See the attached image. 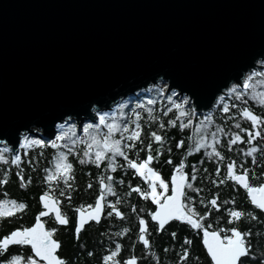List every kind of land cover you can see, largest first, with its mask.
<instances>
[{"label":"water","instance_id":"water-1","mask_svg":"<svg viewBox=\"0 0 264 264\" xmlns=\"http://www.w3.org/2000/svg\"><path fill=\"white\" fill-rule=\"evenodd\" d=\"M261 61L264 0H0V146L159 83L207 115Z\"/></svg>","mask_w":264,"mask_h":264},{"label":"snow or ice","instance_id":"snow-or-ice-1","mask_svg":"<svg viewBox=\"0 0 264 264\" xmlns=\"http://www.w3.org/2000/svg\"><path fill=\"white\" fill-rule=\"evenodd\" d=\"M260 63L264 65V61ZM257 76L260 78L254 80ZM243 89L244 92L238 90V85H233L227 89V93H235L237 101L247 95L252 104L258 105L261 111L257 114L249 100H243L238 115L246 122V126L235 123L236 131H225L219 125L212 130L210 120L194 124L190 118L194 111L185 107L191 105L188 96H184L182 102L172 105L175 115L180 118L178 128H193L194 136L187 137L188 146L175 164L171 148L167 149L168 155L164 160L170 166L167 178L153 167V164L160 161L167 136L157 131H149L145 142L141 136L139 111L133 112L134 119L130 122L118 121L115 117L109 119L107 114L98 112L99 124L85 125L81 137L69 138L66 134H58L53 140L46 141L26 135L19 141L21 147H47L50 144L56 151L49 166L42 169L41 181L45 187L36 198L40 207L33 222L30 226L16 227L0 235V264H69L66 258L58 254L61 241L54 238L61 226L67 229L69 225V215L62 210V200L67 203L68 210L72 213L71 234L78 243L86 228L93 224L99 227L106 217L125 218V212L117 207L122 200L116 192V185L124 184L125 172L138 180L135 184L129 183L125 195L134 193L139 200L150 202L154 206V210L146 212L147 220L145 216L137 214L134 205L129 206L130 212L135 216L133 247L138 243L143 253L154 256L153 244L149 238L151 222V230L158 237L166 234L170 241L177 240V226L187 233L181 235L179 251H173V264H199V256L195 254L197 248L206 251L210 264H264V247L260 244L254 246L251 242V227L241 230L237 226L244 219L264 226V71L248 75L243 80ZM168 99L171 101L172 97L169 96ZM223 99L221 97L222 102ZM229 107L228 103H223L222 110L228 113ZM231 107L237 106L232 104ZM146 111L149 119H157L151 116V108ZM129 123L133 127L130 128ZM175 125L176 121L169 119L159 123L157 127L164 129L166 126ZM60 141L68 143L62 144ZM184 145L183 139L174 143L178 150ZM221 146L226 147L228 153L240 146L236 159L226 156ZM141 151L144 152L143 158L139 155ZM257 153L260 154V163L257 162ZM193 154L201 157L200 170L208 171L203 167L205 160L213 164V172L204 179L213 186H227L237 195L242 194L249 207H237L234 197L221 200L217 191L210 192L207 197L198 198L202 192L196 185L198 168L195 164L187 163V158ZM70 156L75 159L70 160ZM6 159L4 155H0V161ZM20 161V155L11 158L12 165H19ZM74 164L95 166L97 170L103 165V171L97 177V190L92 202L79 206L71 202L75 181ZM186 168L190 171H186ZM114 173H118L120 178ZM213 174L216 178H211ZM15 177L20 188L31 183V178L26 181L19 170L15 172ZM8 178L9 172L4 171L0 176V186L8 183ZM53 186L59 189V198L53 194ZM84 187L91 189L92 184L86 183ZM109 196L112 199H108ZM26 208L23 201L0 199V218L10 217L16 210L23 211ZM140 211L144 212L145 209L141 208ZM49 220L51 226L46 227ZM129 231L126 227L113 235L124 236ZM109 239L111 240V236ZM113 245L97 256V264H139V258L135 254L121 256L123 246L120 242L113 241ZM161 251L168 253L169 249L162 247ZM86 255L92 257L93 252L87 251ZM149 264H158V259H150Z\"/></svg>","mask_w":264,"mask_h":264},{"label":"trees","instance_id":"trees-1","mask_svg":"<svg viewBox=\"0 0 264 264\" xmlns=\"http://www.w3.org/2000/svg\"><path fill=\"white\" fill-rule=\"evenodd\" d=\"M261 71H264V65L254 72L259 73ZM259 78V76L254 77V80ZM238 90L242 92L245 91L244 89L240 88H238ZM169 96L172 97L171 101L168 99ZM223 98V102L220 99L215 108L208 115H200L194 113V115L190 117L193 120L194 124L210 120V128L212 130L215 129L216 125H219L225 131H236L234 127L235 123H240L241 126H246V122L243 121V119L238 115V109L243 105V100L248 99L249 104L257 114H259L261 111L258 105L252 104L250 98H248L247 95L242 97V100L240 101H237L235 99V93L231 95L227 94ZM126 101H130V103L126 105L122 121L130 122L132 119H134L133 112L139 111V123L141 124L142 129L141 136L142 138H144L145 142H147V132L149 131H157L158 133L167 136V141L163 146V154L160 157V161L158 164H153V167L160 171L162 176L167 178L170 171V166L164 163V160L168 155L167 149L171 148V156L173 159V164H175L178 158L183 155L188 146L187 137L189 135L194 136L193 128H186L184 130H180L178 128L180 118L175 115V109L172 107V105L174 103H180L182 102V100H180L178 95L175 93H168L166 92V90L153 88L147 92L142 93V95H140L136 102H133L131 99H128ZM149 101H151L152 103L149 104ZM223 103L229 104L230 107L228 113H225L222 110ZM232 104H235L237 107L232 108ZM185 107H190L192 109L191 106L185 105ZM149 108H151L152 110L151 116L157 119H149V114L146 111ZM169 119L175 120L176 125L166 126L164 129H160L157 127L159 123L165 122ZM184 122L186 123V120ZM96 123H98V120L95 123H85L82 127V130L85 125H92ZM72 127L74 128L73 132L65 133L64 130L67 131ZM129 127L131 128L133 127V125L129 123ZM58 130V134H66L69 138L78 137L80 134V131H78L75 123L59 125L57 127V131ZM178 139L185 140V145L182 146V148L179 150L174 147V143ZM60 143H68V141H60ZM78 147L82 148L83 146ZM155 147L156 145L154 144V148ZM239 147L240 146H236L235 150L231 153H228L226 147L223 146H221V150L226 156H231L232 159H236V153ZM244 147H246V145ZM3 149H5V147H0V155H4L7 159L5 161H0V176L3 175L4 171H8L9 178L8 183L0 186V199H16L18 202L23 201L24 203H26L27 208L23 211L16 210L14 215L10 217L0 218V235L16 227L31 225L34 215L40 207L36 198L39 193L44 190L45 187L41 181V177L43 176L42 169L49 166L51 158L56 151L55 149H52L50 147V144L47 147L33 146L31 148H23L20 146L19 151L16 155L21 156V161L19 165H12L11 158L15 154L8 148L7 151H3ZM154 154L155 152L153 151V155ZM139 155L141 158H143L144 152L141 151ZM259 157L260 154L257 153L258 163H260ZM69 159L74 160L75 158L70 156ZM200 160L201 157L199 154H193L192 156L187 158V163L189 165L195 164L198 168L196 185L202 189L200 197L198 198L207 197L210 192L217 191L220 194L221 200L234 197L237 201V207L247 209L249 205L243 199L242 194L237 195L235 192H232L231 189L227 186H213L207 179H204L205 176H208L213 172V164L205 160L203 163V167L208 169V171L204 172L203 170H200ZM29 161H31V163H29ZM226 162L227 160L224 161V163ZM18 170L21 172V175L25 177L26 181L29 177L31 178V183H26L24 188L19 187V182L15 177V172ZM100 171H103V165L101 166L100 170H97L95 166H83L74 164L75 181L73 183V191L71 193V202L73 205L79 206L80 204H87L92 202V197L97 190V177ZM186 171L190 170L186 168ZM86 173H91V175H86ZM114 175H117L118 179L120 178L118 173H114ZM211 178L216 177L213 174ZM123 179L124 184L116 185V192L122 200V203L117 205V207L125 212V218L117 219L115 217H106L105 220L101 222L99 227L93 224L91 227L86 228L82 232L78 243L73 240L71 234L72 213L68 210L67 203L62 200V210L68 212L69 225L67 226V229L61 226L58 232L54 235V238L61 241V247L58 250V254L61 257L66 258L69 264H97V256H99L105 248L113 247V241L120 242L122 244L123 247L121 256L127 255L129 253L135 254L139 258V264H149L150 259H158V264H173L175 260L173 251H179V241L181 235L187 233H185L183 229L177 226L175 228L178 233L177 240L170 241L169 237L166 234L163 237H158L157 234L151 230V222H149V238L153 244L152 252L154 253V256L150 257L149 255L143 253L141 251V246L138 243H136L133 247L132 242L135 241L136 231L134 227L135 216L130 212L129 206L134 205L137 209V214L145 216L146 220V212L148 210H154V206H151L150 202L139 200V198L134 193H128L127 195H125V193H127L129 183L135 184L138 182V180L132 177L128 172H125L123 174ZM86 183L92 184V188H85L84 185ZM52 192L59 198V189L57 187L53 186ZM108 199H112V197L109 196ZM141 208L145 209V211L141 212ZM257 215L259 216L258 212ZM47 226H51L50 220L46 223V227ZM237 226L241 230H245L248 227H251V242L254 246L260 244L261 247H264V226H260L257 222H250L247 219L242 220ZM126 227L129 228L130 231L124 236L118 237L113 235L115 232L120 231L121 229ZM110 236L111 240L109 239ZM162 247H167L169 249L168 253H163L161 251ZM13 250L15 251V249ZM87 251H92L93 256L88 257L86 255ZM257 252H259V248H257ZM195 254L199 256V264H210V258L207 257L205 250L197 248Z\"/></svg>","mask_w":264,"mask_h":264},{"label":"rangeland","instance_id":"rangeland-1","mask_svg":"<svg viewBox=\"0 0 264 264\" xmlns=\"http://www.w3.org/2000/svg\"><path fill=\"white\" fill-rule=\"evenodd\" d=\"M153 88H159L160 90H165L166 85L163 84V83H159L157 86L151 87V88H149L147 91H149V90H151V89H153ZM238 88L243 89V86H242V87H238ZM147 91H141V92H137V93H139L140 95H142V93L147 92ZM168 93H174V92H168ZM227 94H228V93H227ZM140 95H137V96H136V94H135L134 96L127 97V98H125L124 100H121V101L115 106V108H113V109L110 110V111L104 112V113L107 114V117H108L109 119L115 117V118H117L118 121H122L123 116H124V113H125L126 105H128V104L130 103V101H126V100L131 99L133 102H136L137 99L140 97ZM184 96H185V95H183V96L180 97V95H178V97H179L180 100H182V98H183ZM223 97H224V96H223ZM207 115H208V114H207ZM71 123H74V122H67V123H64V124H62V125H67V124H71ZM87 124H89V123H87ZM96 124H99V119H98V123H96ZM92 125H95V124H92ZM57 127H58V126H57ZM58 129H59V128H58ZM63 130H64V129H63ZM83 130H84V128H83ZM64 131H65V133H66V132H73V131H74V128L72 127V128H69V130H67V131L64 130ZM58 132H59V130L57 131V134H58ZM60 134H61V133H60ZM83 134H84V132H81V131H80V134H79L78 137L83 136ZM30 137H32V136H29V138H30ZM23 139H24V138H23ZM20 146H21V145H20ZM0 147H3V146H0ZM5 148H6V147H5Z\"/></svg>","mask_w":264,"mask_h":264}]
</instances>
